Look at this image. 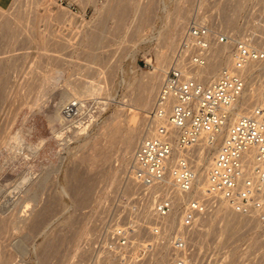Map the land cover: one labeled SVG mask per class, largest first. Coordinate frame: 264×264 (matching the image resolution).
I'll return each instance as SVG.
<instances>
[{
  "label": "rangeland",
  "instance_id": "374dc122",
  "mask_svg": "<svg viewBox=\"0 0 264 264\" xmlns=\"http://www.w3.org/2000/svg\"><path fill=\"white\" fill-rule=\"evenodd\" d=\"M197 4L264 40V0H0V264H75L102 203L132 187L123 172ZM224 209L196 234L205 261L237 262L247 241L264 262V235L238 217L223 230Z\"/></svg>",
  "mask_w": 264,
  "mask_h": 264
},
{
  "label": "built area",
  "instance_id": "2783aa9c",
  "mask_svg": "<svg viewBox=\"0 0 264 264\" xmlns=\"http://www.w3.org/2000/svg\"><path fill=\"white\" fill-rule=\"evenodd\" d=\"M212 18L199 4L188 16L122 175L132 187L102 203L75 264H215L196 234L221 203L264 235V40L254 27L237 32ZM223 54L229 62L208 77L205 67ZM256 72L258 99L234 114ZM74 104L63 111L75 114ZM216 142L199 182L198 152ZM250 245H239L237 262L217 264H264Z\"/></svg>",
  "mask_w": 264,
  "mask_h": 264
},
{
  "label": "bare ground",
  "instance_id": "6f19581e",
  "mask_svg": "<svg viewBox=\"0 0 264 264\" xmlns=\"http://www.w3.org/2000/svg\"><path fill=\"white\" fill-rule=\"evenodd\" d=\"M123 4V3H122ZM124 6V5H122ZM126 6V5H125ZM124 6V7H125ZM127 7V6H126ZM125 7V8H126ZM119 9V8H118ZM117 9V10H118ZM122 11V10H121ZM126 12V10H124ZM106 12V11H105ZM108 12V11H107ZM106 12V13H107ZM120 14V13H119ZM100 24V23H99ZM97 30V28H96ZM226 46L224 44H222V47H221V50L223 51V48H225ZM220 51V50H219ZM221 51V53H222ZM221 60L220 61H217V60H214L212 63L208 64L206 67H205V73L208 77H213L214 75H216V71L214 73H208V69L211 68L213 69V66H216L217 69L219 68L220 65L222 64H226L229 62V55L228 54H223L222 57L220 58ZM262 67H264V63H262L261 65ZM150 78V77H149ZM259 83H260V80H259V75L258 73L256 72L254 75H253V80H252V85H253V93L251 95H248L246 96L238 105L237 107L233 110V113L234 114H240V113H243L246 111V109L252 104V102H254L256 99H258V90H259ZM258 85V86H257ZM256 86H257V91L255 90L256 89ZM143 92L140 96V103L142 105H145V103H147V100L150 96V92L152 91L153 89V78H151V80H149L148 83L144 84L143 86ZM254 100V101H253ZM221 138V137H220ZM219 138V139H220ZM133 139H134V136L133 135H129V137L127 138V141L125 142V146H124V149L125 151H129L131 150V147L133 145ZM218 139V140H219ZM218 142V141H217ZM217 142L214 143V144H211V145H207L205 147H202L201 150L198 152V155L196 157V163L198 165V177H197V180L199 182H201L203 179H204V174H205V170L206 168L209 166L211 160H212V157H213V154H214V151L217 147ZM132 185V184H131ZM131 188V187H130ZM190 195V194H188ZM220 205H223L224 206V211L228 212V213H231L232 216L231 218H229L228 220H226V223H225V228L223 227V230L224 229H227V227L230 229L231 228V232L235 231V227H233V222L232 221H237V219H235V217H238L240 218V221L241 222H248L250 221L249 218H246L244 216H240L238 215L237 213H235L234 211H232L229 207H227L224 203H221ZM233 219V220H232ZM239 221V220H238ZM228 224V225H227ZM249 225V224H248ZM251 225V224H250ZM227 226V227H226ZM238 226V225H237ZM234 228V229H233ZM249 228V227H248ZM251 228V227H250ZM249 228V229H250ZM222 229V228H221ZM252 231V230H251ZM252 233V232H251ZM253 234V233H252Z\"/></svg>",
  "mask_w": 264,
  "mask_h": 264
}]
</instances>
